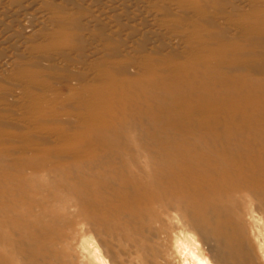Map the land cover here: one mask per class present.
Segmentation results:
<instances>
[{"label": "rangeland", "instance_id": "rangeland-1", "mask_svg": "<svg viewBox=\"0 0 264 264\" xmlns=\"http://www.w3.org/2000/svg\"><path fill=\"white\" fill-rule=\"evenodd\" d=\"M176 81L249 116L189 120ZM263 87L264 0H0V264H264V172L238 162ZM219 139L229 171L194 204L180 171Z\"/></svg>", "mask_w": 264, "mask_h": 264}, {"label": "bare ground", "instance_id": "bare-ground-1", "mask_svg": "<svg viewBox=\"0 0 264 264\" xmlns=\"http://www.w3.org/2000/svg\"><path fill=\"white\" fill-rule=\"evenodd\" d=\"M217 66H218V63H217ZM220 66V65H219ZM195 68V67H194ZM207 68V67H206ZM219 68V67H218ZM212 69V67L210 68V70ZM185 70H186V68H185ZM189 70V69H188ZM201 70H205V67H204V69H201ZM207 72L209 71V69L208 70H206ZM222 71H223V69H222ZM202 72H204L205 73V71H202ZM211 72H212V70H211ZM222 73H224V71L222 72ZM226 73H228V72H226ZM226 73L224 74V77H225V75H226ZM240 73V72H239ZM216 74V73H215ZM230 75V74H229ZM261 75V74H260ZM166 76V75H165ZM197 76H198V74H197ZM203 76V75H202ZM205 76V75H204ZM215 76V75H214ZM222 76V75H221ZM237 76H239V75H237ZM247 76V75H246ZM250 76V75H249ZM262 76V75H261ZM167 77V76H166ZM169 77V76H168ZM182 77V76H181ZM188 77V76H187ZM256 77L257 76H255V80H256ZM183 78V77H182ZM221 78V77H220ZM230 78V77H229ZM258 78V77H257ZM261 78V77H260ZM260 78H258L256 81H258ZM263 78V77H262ZM176 79V78H175ZM195 79V78H194ZM193 79V80H194ZM203 79V78H202ZM228 79V78H227ZM232 79V78H231ZM249 79V78H248ZM172 80H174V79H172ZM184 80V79H183ZM224 80V79H223ZM261 80V79H260ZM166 81V80H165ZM197 81V80H196ZM250 81H252L251 79H250ZM172 82V81H171ZM177 82V81H176ZM190 82V81H189ZM198 82H200V81H198ZM205 82V81H204ZM210 82V81H209ZM215 82H216V80L214 81V84H215ZM217 82H219V81H217ZM230 82H231V80H230ZM243 82V81H242ZM253 82V81H252ZM178 83V82H177ZM176 83V84H177ZM192 83V81L189 83V84H191ZM225 83H228V82H225ZM237 83V82H236ZM240 83H241V81H240ZM251 83V82H250ZM249 83V84H250ZM195 84V83H194ZM193 84V85H194ZM202 83H200V85H201ZM221 84V83H220ZM243 84V83H242ZM247 84V83H246ZM178 86H177V90L175 91V92H170V93H172V95H173V97H174V101L176 102V103H178V102H183V104L185 105H187V108L185 109L187 112H188V119L190 120V119H192L191 117L193 116V115H195V114H197V112L196 111H198V112H200V114H202L204 117H205V114H203V113H205L206 111H211V113H216V112H218V111H221L222 109H224L226 106H228V107H230L231 109H233L234 111H236V108L240 105V107H241V110H242V113L243 112H245V115H248V112H247V107H246V105H244L243 103H244V101L243 100H241L242 99V97L243 96H241V97H239L238 99H234L233 97V94H232V90L230 89V88H228V89H230V92L228 91H226V93H224V94H221L219 91H211L212 90V87L214 86H211V90L210 89H208V88H206L204 91H202L201 89V91H202V93H198L199 94V96H195V93H194V91L196 90H194L193 89V87L192 86H189L188 88H184L183 87V82H179L178 84H177ZM192 85V84H191ZM204 85V84H203ZM207 85V84H206ZM231 85V84H230ZM259 85V84H258ZM176 86V85H175ZM220 86V85H219ZM249 86V85H248ZM247 86V87H248ZM251 86V85H250ZM195 87V86H194ZM198 87V86H197ZM200 87V86H199ZM207 87V86H206ZM223 87V86H222ZM228 87V86H227ZM242 87H243V85H242ZM246 87V86H245ZM260 87H261V85H260ZM171 88V87H170ZM205 88V87H204ZM218 87H216V89H217ZM192 89L194 90V91H192ZM219 89V88H218ZM224 89V88H223ZM226 89V88H225ZM253 89V88H252ZM255 89V88H254ZM262 89V88H261ZM263 89H264V87H263ZM215 90V89H214ZM235 90H236V88H235ZM241 90V89H240ZM247 90H249V89H247ZM224 91V90H223ZM238 91V90H237ZM261 91V90H260ZM169 92V91H168ZM239 92V91H238ZM238 92H237V95H238ZM249 92V91H248ZM255 92H256V89H255ZM243 93H246V91H244V89H242L241 91H240V94L242 95ZM258 93V92H257ZM250 94V93H249ZM171 95V96H172ZM245 95V94H244ZM251 95V94H250ZM256 95V94H255ZM182 96H183V98H182ZM233 96V97H232ZM246 96V95H245ZM252 96V95H251ZM261 96V95H260ZM260 96H256L255 98H254V107L258 110V111H260V112H264V95H262V97H260ZM181 98V99H180ZM245 98V97H244ZM252 99V98H251ZM155 100V99H154ZM219 100H221V101H219ZM249 100V99H248ZM185 101V102H184ZM156 102V101H155ZM176 103H174L175 105H177ZM150 104V103H149ZM246 104V103H245ZM151 105H153V104H151ZM249 105V104H248ZM251 105V104H250ZM249 105V106H250ZM156 106V105H155ZM172 106V105H171ZM182 106V105H181ZM252 106V105H251ZM157 107H159L158 105H157ZM180 107V106H179ZM182 107H184V106H182ZM182 107H180V108H182ZM186 107V106H185ZM173 108V107H172ZM171 108V109H172ZM229 108V109H230ZM250 108H252V107H250ZM154 109V108H153ZM157 109V108H156ZM163 110H164V108L163 107H160L159 108V111H161V112H163ZM250 110V109H249ZM174 111V110H173ZM183 111V110H182ZM181 111V112H182ZM223 111V110H222ZM171 111H169V113H170ZM226 112H228V111H226ZM231 112H232V110H231ZM167 113V112H166ZM179 113V112H178ZM159 114H162V113H159ZM164 114H165V112H164ZM172 114V113H171ZM226 114V113H225ZM231 114V113H230ZM244 114V113H243ZM167 115V114H166ZM213 115V114H212ZM218 115V113H216V116ZM224 115V114H223ZM233 115V114H232ZM208 116V115H207ZM234 116V115H233ZM249 116V115H248ZM251 116V115H250ZM169 117V116H168ZM219 117V116H218ZM230 117H231V115H230ZM230 117H226L227 119H230ZM237 117V116H236ZM160 118V117H159ZM173 118V117H172ZM251 118V117H250ZM252 118H254V117H252ZM256 118V117H255ZM208 119V118H207ZM226 119V120H227ZM235 119V118H234ZM248 119V118H247ZM260 119V118H259ZM210 120V119H209ZM208 120V121H209ZM213 120V119H212ZM253 120V119H252ZM170 121V120H169ZM249 121V120H248ZM190 122V121H189ZM223 122V121H222ZM222 122H220V123H222ZM225 122V121H224ZM251 122V121H250ZM249 122V123H250ZM194 123V122H193ZM204 123V122H203ZM237 123V122H236ZM235 123V124H236ZM256 123H258V122H255V124ZM208 124V123H207ZM246 124H247V122H246ZM159 125V124H158ZM194 125V124H193ZM196 127V126H195ZM230 127V126H229ZM238 127H239V125H238ZM167 128V127H166ZM178 128H180V127H178ZM261 128H262V126H261ZM196 129V128H195ZM166 130V129H165ZM164 130V131H165ZM187 130V129H186ZM191 130V129H190ZM250 130V129H249ZM172 131V130H171ZM170 131V132H171ZM197 131V130H196ZM200 131V130H199ZM252 131V130H251ZM255 131H256V129H255ZM258 131H259V137H260V139H261V145H259V147H248V148H245V149H243V150H241L242 148H240L239 150H238V153L240 154L239 155V164H240V167H243L244 166V164H245V162L247 161L246 159L244 160L243 158L245 157H248V156H250V154H249V152H253V154L249 157V160L250 161H252L251 162V164H252V166H253V171H255V170H258V169H260V171H263L264 172V155H261L262 153H264V129H263V131L260 129V128H258ZM187 132H188V130H187ZM201 132V131H200ZM250 132V131H249ZM254 132V131H253ZM216 133V132H215ZM219 133V132H218ZM204 134V133H203ZM217 134V133H216ZM256 135H257V132H256ZM178 136V135H177ZM203 136V135H202ZM217 136H218V134H217ZM187 137V136H186ZM193 137H194V135H193ZM199 137V136H198ZM222 137V136H221ZM220 137V138H221ZM259 137H257V138H259ZM187 138H189V137H187ZM223 138V137H222ZM233 139V138H232ZM175 140V139H174ZM194 140V139H193ZM201 141V140H200ZM172 143H173V139H172ZM196 144V143H195ZM202 144V143H201ZM206 146H203V147H205L208 151H209V153L213 156L214 155V157H215V160H213V162H210V163H208V165H206V163H205V165L204 166H201V167H199V165H197V166H195V168H194V166L192 167V166H185V167H182V169L181 170H183V171H180V172H183V173H180L181 175H180V182H179V184L181 185L182 183H184L183 181L186 179V178H190V177H193L192 179L194 180L193 181V187H192V192L191 191H188V189L187 188H185V194L186 193H188V197H189V199L194 203V204H196L197 202H202V204L204 203V201H202L203 199H205L206 197H208V195L206 194V190H207V192H208V189L210 188V183L217 177L216 176V174L218 173V171L220 172V171H222V172H228L229 170H228V168L229 167H226V165H223V162H224V160H228V158L227 157H230V154H231V141H229V140H221V139H219L218 141L217 140H215V142H214V145H212L210 142H206ZM179 145V144H178ZM171 146H174V145H171ZM186 146V145H185ZM179 147V146H178ZM159 148V147H158ZM169 148H171L170 146H169ZM169 148H167V149H169ZM180 148V147H179ZM190 148V147H189ZM204 148V149H205ZM156 149V148H155ZM234 149V148H233ZM237 149V148H236ZM172 150V149H171ZM188 150V149H187ZM197 150H199V149H197ZM168 151V150H167ZM174 151V150H173ZM175 152V151H174ZM173 152V153H174ZM177 152V151H176ZM181 152V151H180ZM192 152V151H191ZM178 153V152H177ZM185 153V152H184ZM259 153H260V155H259ZM208 154V153H207ZM233 154V153H232ZM246 155V156H245ZM248 155V156H247ZM176 156V155H175ZM244 156V157H243ZM152 157V156H151ZM258 157H260L261 159V161H259V160H257L258 159ZM163 158V157H162ZM176 158V157H175ZM218 158H219V160L221 161H219L218 160ZM164 159H166V158H164ZM181 159V158H180ZM179 159V160H180ZM191 159V158H190ZM202 159V158H201ZM211 159H213V158H211ZM167 160V159H166ZM165 160V161H166ZM171 160V159H170ZM174 160V159H173ZM203 161H204V158L202 159ZM178 161V160H177ZM174 162V161H173ZM227 162V161H226ZM188 163V162H187ZM190 163V162H189ZM202 163V162H201ZM218 163H222L221 164V168H220V164H218ZM169 164V163H168ZM185 164V163H184ZM191 164V163H190ZM194 164V163H193ZM174 166V165H173ZM181 166V165H180ZM247 166V165H246ZM250 166V165H249ZM169 169V168H168ZM243 169H244V167H243ZM249 169V168H248ZM231 171V170H230ZM234 171V170H233ZM251 172V171H250ZM155 173V172H154ZM166 173V172H165ZM260 173V172H259ZM223 174V173H222ZM157 175V174H156ZM241 175H243V174H241ZM159 176V175H158ZM166 176V175H165ZM226 177V176H225ZM251 177V176H250ZM160 179V178H159ZM169 179H167V181H168ZM217 180V179H216ZM154 181H156V180H154ZM181 181H182V183H181ZM176 182V181H175ZM218 182V181H217ZM232 182H234V181H232ZM125 183V182H124ZM163 184H165V183H163ZM125 185V184H124ZM213 185V184H212ZM160 187V186H159ZM186 187V186H185ZM162 188H163V186H162ZM115 189V188H114ZM125 189H126V187H125ZM160 189V188H159ZM166 189V188H165ZM173 189V188H172ZM216 189V188H215ZM174 190V189H173ZM217 190V189H216ZM113 191H115V190H113ZM127 191V190H126ZM163 191V190H162ZM177 191V190H176ZM215 191V190H214ZM213 191V192H214ZM211 192V191H210ZM122 193V192H121ZM126 193H128V192H126ZM175 194H176V192H174ZM173 193V194H174ZM178 193V192H177ZM183 193V192H182ZM216 194V193H215ZM123 195V194H122ZM124 195H126V194H124ZM121 196V195H120ZM178 196V195H177ZM185 196V195H184ZM187 196H185V198H188ZM123 198V197H122ZM126 198V197H125ZM184 198V197H183ZM127 199V198H126ZM180 199V198H179ZM211 199V198H210ZM120 200V199H119ZM206 200V199H205ZM212 200V199H211ZM220 200V199H219ZM188 201V200H187ZM214 201V200H213ZM126 202V201H125ZM219 202H221V201H219ZM129 203V202H128ZM179 203V202H178ZM216 203V202H215ZM121 204H123V203H121ZM176 204V203H175ZM187 204H188V202H187ZM201 204V205H202ZM213 204V203H212ZM220 204V203H219ZM218 204V205H219ZM183 205H185V204H183ZM190 205H192V204H190ZM129 206V205H128ZM182 206V205H181ZM198 206V205H197ZM179 207V206H178ZM116 208V207H115ZM194 208V207H193ZM212 208V207H211ZM211 208H209V210L211 211ZM184 210H185V208H184ZM195 209H193V211H194ZM218 210V209H217ZM200 211H201V207H200ZM204 211V210H203ZM213 212V211H212ZM117 213V212H116ZM192 213V212H191ZM179 214H181V212H179ZM208 214V213H207ZM182 215V214H181ZM198 215V214H197ZM201 215V214H200ZM127 216V215H126ZM193 213H192V215H191V217L193 218ZM209 216V215H208ZM186 217V216H185ZM201 217V216H200ZM218 217H219V215H218ZM196 218H197V216H196ZM213 218V217H212ZM227 218V217H226ZM200 219V218H199ZM203 219V218H202ZM207 219V218H206ZM218 219V218H217ZM201 220V219H200ZM204 220V219H203ZM195 222V221H194ZM196 223V222H195ZM194 223V224H195ZM226 223H227V221H226ZM202 223H200L199 222V225H201ZM211 224V223H210ZM195 225H197V224H195ZM222 225H224V224H222ZM198 226V225H197ZM203 226H205V225H203ZM202 226V227H203ZM218 227V226H217ZM203 230H205L204 228H203ZM219 230H220V228H219ZM223 230L224 229H222L221 231L223 232ZM217 231V230H216ZM227 231V230H226ZM225 232V231H224ZM226 234V233H225ZM222 236H224L223 234H222ZM227 236V235H226ZM233 236V235H232ZM234 236H236V235H234ZM209 237V236H208ZM228 237V236H227ZM237 237V236H236ZM236 240V239H235ZM216 243V242H215ZM217 243H219L218 241H217ZM230 245V244H229ZM224 247V246H223ZM230 247V246H229ZM242 247V246H241ZM243 250V249H242ZM231 258V257H230ZM232 259V258H231ZM239 259V258H238ZM230 260V259H229Z\"/></svg>", "mask_w": 264, "mask_h": 264}, {"label": "clouds", "instance_id": "clouds-1", "mask_svg": "<svg viewBox=\"0 0 264 264\" xmlns=\"http://www.w3.org/2000/svg\"><path fill=\"white\" fill-rule=\"evenodd\" d=\"M202 264H206V262H202Z\"/></svg>", "mask_w": 264, "mask_h": 264}]
</instances>
